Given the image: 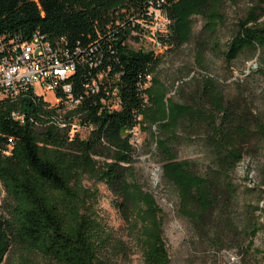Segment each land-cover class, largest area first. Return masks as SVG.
<instances>
[{
  "label": "trees",
  "instance_id": "1",
  "mask_svg": "<svg viewBox=\"0 0 264 264\" xmlns=\"http://www.w3.org/2000/svg\"><path fill=\"white\" fill-rule=\"evenodd\" d=\"M224 2L0 0V44H19L39 33L62 46H80L74 54L76 69L66 81L81 99L70 108L64 97L51 104L30 90L0 100L5 191L0 195V264H31L30 254L48 264H111L112 253L125 252V242L93 209L98 191L85 184L87 179L105 183L115 195L143 264H171L164 211L135 166L131 129L141 120L163 156L162 179L174 190L180 214L219 249L244 243L253 247L264 227L263 208L249 202L237 210L239 186L232 178L244 157L242 141L251 137L245 120L233 127L217 121V116L229 117L231 103L223 102L216 90L206 111L168 96L157 76L160 54L143 41L155 10L170 22L166 33H156L162 46L187 42L195 15L214 34L225 23ZM247 51L257 56L256 71L264 79V0H256L239 20L225 55L231 61ZM194 118L208 121L212 163L204 172L179 158L174 147ZM76 124L91 131L81 137L71 132ZM253 133L264 150V112ZM12 245L18 248L16 257H8Z\"/></svg>",
  "mask_w": 264,
  "mask_h": 264
},
{
  "label": "rangeland",
  "instance_id": "2",
  "mask_svg": "<svg viewBox=\"0 0 264 264\" xmlns=\"http://www.w3.org/2000/svg\"><path fill=\"white\" fill-rule=\"evenodd\" d=\"M255 2L256 0H225V23L219 26L216 33H209L205 29L204 18L195 15L192 35L187 42L181 46L158 47L155 44V47L161 57L157 76L167 85L168 96L178 102L193 105L198 111H206L213 106V100L209 96L216 90L222 95L223 102L231 103L229 117L224 119L217 116V121L233 127L245 120L244 127L248 128L251 137L245 143L242 141L244 157L232 173L234 182L239 186L235 206L242 211L244 205L251 202L259 204L264 212V150L261 140L253 133L257 118L264 112V79L256 71L257 56L252 57L249 51L231 61L225 55L227 43L239 20L246 16ZM169 23L165 16L159 15L151 29L166 33ZM147 41L154 44L151 36ZM204 43L206 46L201 54L199 50ZM47 98L51 99L52 96L47 95ZM147 125L141 120L131 129L135 166L141 183L153 192L164 211V235L171 264H264V227L254 238L251 249L246 248L245 243L243 246L236 244L219 249L200 236L192 220L180 214L174 190L162 179L163 156L157 151L149 131L145 129L148 128ZM188 128L190 129L182 131L174 141V147L179 158L190 160L194 170L204 172L212 163L206 138L208 121L194 118ZM90 131L91 128L77 124L71 132L86 137ZM85 184L98 191V200L94 202L93 209L106 226L126 244L125 252H120L117 256L111 254V264H143L141 248L131 236L113 192L102 182L87 179ZM247 187L250 188L249 191ZM0 195L1 198L5 196L1 180ZM260 212L258 210L257 214ZM260 216L264 222V214ZM17 255L18 248L12 245L8 257ZM27 257L31 264H48L33 254Z\"/></svg>",
  "mask_w": 264,
  "mask_h": 264
},
{
  "label": "built area",
  "instance_id": "3",
  "mask_svg": "<svg viewBox=\"0 0 264 264\" xmlns=\"http://www.w3.org/2000/svg\"><path fill=\"white\" fill-rule=\"evenodd\" d=\"M159 15L163 14L155 10L153 20L145 24L149 30L143 40L146 48L156 50L155 44L158 47L161 46L156 37L158 30L151 29ZM150 36L154 41L153 45L147 41ZM79 51V45L74 48L62 46L39 33H36L32 39L19 44L5 46L1 43L0 100L19 97L32 90L51 104H58L64 97L70 108L76 107L81 99L73 95L72 86L66 80L76 69L74 54ZM93 85H96L95 80ZM47 95H51L52 98H47Z\"/></svg>",
  "mask_w": 264,
  "mask_h": 264
}]
</instances>
